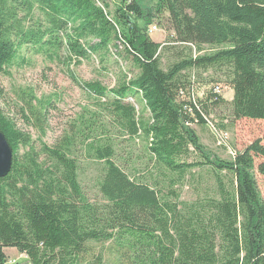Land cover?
Returning <instances> with one entry per match:
<instances>
[{"label":"trees","instance_id":"1","mask_svg":"<svg viewBox=\"0 0 264 264\" xmlns=\"http://www.w3.org/2000/svg\"><path fill=\"white\" fill-rule=\"evenodd\" d=\"M107 7L99 0H0V74L22 47L56 56L63 50L68 63H78L89 53L117 47V41L138 69L115 88L80 83L105 98L99 103L106 117L86 132L92 158L101 165L95 179L99 199L82 191L67 138L41 144L49 164L39 162L31 146L18 156L30 136L0 111V130L12 149L11 168L0 178V264H7L4 249L10 247L32 264H264V200L253 175L254 156L264 160V137L232 160L204 155L190 124L206 123L209 108L226 101L217 86L194 97L190 75L184 74L220 71L232 89L231 115L264 120V0H118L113 13ZM163 13L176 43L212 50L178 54L163 69V45L146 28ZM138 93L149 112L147 122H139L125 100ZM107 125L145 137L150 159L167 175V192L157 187L160 182L153 186L131 177L116 163L112 141L96 133ZM196 150L202 158L189 161ZM194 167L214 173L216 194L179 200L173 186ZM258 170L264 174V161Z\"/></svg>","mask_w":264,"mask_h":264},{"label":"rangeland","instance_id":"2","mask_svg":"<svg viewBox=\"0 0 264 264\" xmlns=\"http://www.w3.org/2000/svg\"><path fill=\"white\" fill-rule=\"evenodd\" d=\"M108 5L113 13L118 0H99ZM145 6L154 2L142 1ZM142 28L146 27L142 20H137ZM155 25V28L152 26ZM150 38L163 45L160 52V63L163 69L189 54L201 55L209 53L212 48L202 45V50L192 44H181L174 41V33L168 27L167 13L159 15L147 25ZM109 45L106 50H98L81 58L78 63L72 59L68 63L63 50L58 56L46 52H36L33 47H22L13 62L0 74V111L9 118L17 129L30 136V144L20 145L17 155L22 156L34 149L38 161L49 164L48 158L40 151L41 144L53 146L67 138L71 143L66 149L67 154L77 160V179L85 195L93 200L100 198L95 185L100 164L91 155L88 147L92 138L86 136L91 125L97 124L96 119L105 116L99 102L105 98H97L89 94L80 84L84 81H98L106 88H115L137 75L138 69L130 57L123 51L122 45ZM190 48V50L188 48ZM190 75L193 84L194 97L203 98L208 90L217 86L218 93L226 102L209 108L205 113L207 122L192 123L200 144L201 152L208 158L232 160L236 152L256 138L264 137V120L250 118H234L228 102L232 98V89L225 83L220 71L203 68L185 71ZM77 81H73L70 74ZM77 82V83H76ZM101 100V101H99ZM126 101L133 104L136 118L139 122L149 120V112L138 93L128 95ZM37 111V113H35ZM38 116L37 120L35 117ZM100 138L107 136L114 146V160L131 177L150 182L162 193L167 192V175L158 170L147 152V140L142 134L129 137L115 126L106 128L98 126ZM202 158L200 153L193 151L189 161ZM253 175L261 198L264 200V174L258 170V165L264 160L254 156ZM179 194V200L193 201L216 194L214 173L207 167H194L191 173L179 180L174 186ZM96 252L102 251L101 245H95ZM7 264L24 262L25 254L15 248H5ZM110 256L105 253L104 259ZM88 264H95L89 262Z\"/></svg>","mask_w":264,"mask_h":264},{"label":"water","instance_id":"3","mask_svg":"<svg viewBox=\"0 0 264 264\" xmlns=\"http://www.w3.org/2000/svg\"><path fill=\"white\" fill-rule=\"evenodd\" d=\"M125 18L132 25H135V21L132 18H130L129 15H126ZM11 164H12V149L8 144L5 135L0 130V178L5 176L9 172L11 168ZM19 264H32V263L29 260H26Z\"/></svg>","mask_w":264,"mask_h":264},{"label":"built area","instance_id":"4","mask_svg":"<svg viewBox=\"0 0 264 264\" xmlns=\"http://www.w3.org/2000/svg\"><path fill=\"white\" fill-rule=\"evenodd\" d=\"M152 27L155 28V25H153ZM216 90H217V88H216ZM217 91H218V90H217Z\"/></svg>","mask_w":264,"mask_h":264}]
</instances>
